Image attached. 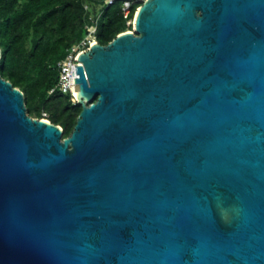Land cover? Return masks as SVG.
Instances as JSON below:
<instances>
[{
    "label": "water",
    "instance_id": "obj_1",
    "mask_svg": "<svg viewBox=\"0 0 264 264\" xmlns=\"http://www.w3.org/2000/svg\"><path fill=\"white\" fill-rule=\"evenodd\" d=\"M78 58L67 137L0 72V264H264V0H145Z\"/></svg>",
    "mask_w": 264,
    "mask_h": 264
},
{
    "label": "trees",
    "instance_id": "obj_2",
    "mask_svg": "<svg viewBox=\"0 0 264 264\" xmlns=\"http://www.w3.org/2000/svg\"><path fill=\"white\" fill-rule=\"evenodd\" d=\"M123 5V0H0V72L23 90L29 113L61 125L63 137L73 132L82 104L59 88V62L85 37L92 18L102 44L134 29Z\"/></svg>",
    "mask_w": 264,
    "mask_h": 264
},
{
    "label": "built area",
    "instance_id": "obj_3",
    "mask_svg": "<svg viewBox=\"0 0 264 264\" xmlns=\"http://www.w3.org/2000/svg\"><path fill=\"white\" fill-rule=\"evenodd\" d=\"M115 0H109V3H113ZM123 12L124 16L128 18V23H134L135 16L131 18V10L133 6L136 4V12L139 6L145 0H123ZM88 7V5H87ZM135 12V15H136ZM97 20L92 18V21L87 25V33L84 38H82L78 43L71 46L67 56L59 62L61 71H60V80H59V88L62 89L64 92H72L73 95L77 99V92L79 90V85L76 83L77 77V66L78 64L82 63L78 56L88 50L92 44L98 42L97 39ZM78 100V99H77ZM47 115V113H45Z\"/></svg>",
    "mask_w": 264,
    "mask_h": 264
}]
</instances>
